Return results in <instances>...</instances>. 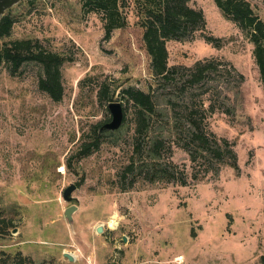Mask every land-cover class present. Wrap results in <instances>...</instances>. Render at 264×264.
<instances>
[{
  "label": "rangeland",
  "instance_id": "obj_1",
  "mask_svg": "<svg viewBox=\"0 0 264 264\" xmlns=\"http://www.w3.org/2000/svg\"><path fill=\"white\" fill-rule=\"evenodd\" d=\"M246 1L264 21V0ZM188 5L204 13L206 25L193 37L167 41L169 66L215 64L204 81L184 90L185 70L169 81L154 75L132 0L127 25L110 39L102 15L85 14L80 0H21L2 15L13 25L0 47L39 39L66 61L61 101L40 89L38 63L25 62L14 73L6 61L0 64V264H262L264 84L254 43L214 0ZM102 83L111 85L110 102L124 107L123 89L153 90L163 113L154 127L172 141L163 160L180 166L187 185L151 183L139 170L122 177L134 157L132 105L119 130L79 156L83 137L111 119L98 98ZM186 103L209 132L232 145L238 169L227 160L214 174L215 162L206 160L212 171L205 175V160L192 162L177 144L170 117L183 121ZM72 183L76 200L68 203L63 192ZM71 204L78 209L70 224L64 211Z\"/></svg>",
  "mask_w": 264,
  "mask_h": 264
},
{
  "label": "trees",
  "instance_id": "obj_2",
  "mask_svg": "<svg viewBox=\"0 0 264 264\" xmlns=\"http://www.w3.org/2000/svg\"><path fill=\"white\" fill-rule=\"evenodd\" d=\"M141 16V26L145 28L144 41L146 49L151 57V68L155 76L164 78L165 81L173 79L179 69L186 71L181 89L186 86H194L204 81L214 70V60H199L193 67L169 66V54L167 41L171 39L183 40L193 37L194 34L205 28L206 21L201 10L188 5L190 0H132ZM226 18L237 23L245 30L254 43L255 59L259 67L261 80L264 84V21L254 12L250 3L246 0H214ZM83 12H92L102 15L104 22L105 38L110 39L117 28L127 25L125 9L130 6L131 0H80ZM13 25L12 18L8 15L0 19V41L9 36ZM205 39L214 43L211 35H205ZM216 44V43H215ZM218 46V45H216ZM6 61L11 72H16L25 62H35L42 67V75L39 79V87L54 101H61L64 96L62 68L66 57L61 53L48 50L39 39H18L3 43L0 47V64ZM109 83H102L98 90V98L101 102L109 104L113 98ZM123 99L127 106L124 107L125 118L128 107L134 108L135 141L134 157L123 171L122 177L127 179V174L139 170L144 179L151 182L167 184L187 185L189 182L179 170L180 166L163 160L166 153H172V141L165 135V129H155V124L162 116L157 96L153 90L145 92L137 87H127L122 91ZM170 105L174 102L170 101ZM185 106V118L180 121L174 115V125L170 133L178 138L177 144L189 152L190 160L196 162L204 159L202 166L215 162L214 174L219 172L222 163L230 161V164L238 169L237 155L232 145L225 139L219 141L215 135L207 130L204 118L196 117L195 111ZM176 110V108H175ZM164 128V127H163ZM116 131L101 130V125H96L84 136L78 154L80 157L89 156L97 151L102 142L104 133L113 134ZM169 133V134H170ZM168 149V152H167ZM143 152L142 159H139ZM210 161V162H209ZM139 162H141L139 164ZM137 165V166H136ZM211 167L205 168V175L210 173ZM199 180L198 175L192 178ZM134 181L130 183L133 187ZM264 264V253L261 256Z\"/></svg>",
  "mask_w": 264,
  "mask_h": 264
},
{
  "label": "water",
  "instance_id": "obj_3",
  "mask_svg": "<svg viewBox=\"0 0 264 264\" xmlns=\"http://www.w3.org/2000/svg\"><path fill=\"white\" fill-rule=\"evenodd\" d=\"M21 0H0V17L4 15L6 10L10 9L13 5L18 3ZM108 109L111 113V119L108 122H105L101 125V130H108V131H117L119 130L125 118V111L123 107V103L119 101H112L108 104ZM77 189V185L75 183L70 184L68 187L65 188L63 192V198L68 203L75 202L76 198L73 196L74 191ZM78 209V206L75 204H71L68 206L65 211V217L68 222L71 224L73 222V212ZM99 233H102L103 227L99 226L97 228ZM65 256L68 257L69 260L73 261L74 257L71 254L65 253ZM118 264V263H113Z\"/></svg>",
  "mask_w": 264,
  "mask_h": 264
},
{
  "label": "bare ground",
  "instance_id": "obj_4",
  "mask_svg": "<svg viewBox=\"0 0 264 264\" xmlns=\"http://www.w3.org/2000/svg\"><path fill=\"white\" fill-rule=\"evenodd\" d=\"M110 226H112V227H115L116 226V219H115V217H112L111 222H110Z\"/></svg>",
  "mask_w": 264,
  "mask_h": 264
}]
</instances>
